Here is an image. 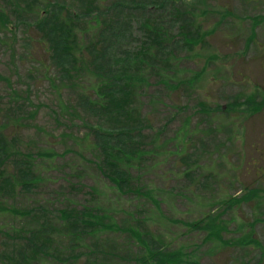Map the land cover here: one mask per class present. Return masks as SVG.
Masks as SVG:
<instances>
[{"label": "rangeland", "instance_id": "obj_1", "mask_svg": "<svg viewBox=\"0 0 264 264\" xmlns=\"http://www.w3.org/2000/svg\"><path fill=\"white\" fill-rule=\"evenodd\" d=\"M39 5L35 11L28 6L20 12L0 0V11L8 19L6 27L0 25V129L6 130L7 139L16 136L21 154L43 150L53 154L47 180L39 189L0 201V264H11L9 258L27 252L25 239L37 229L36 218L43 220L41 211L53 218L59 209L83 207L95 193L119 232L99 243L86 242V250L72 258L59 250L40 264H127L134 260L136 247L127 231L136 218L152 224L157 243L191 252L198 264H257L258 250L229 247L213 252L211 244L201 243L204 233L187 229V224L221 202L213 211L228 225L224 239L236 241L254 223L253 237L264 246V112L245 119L225 111L255 87L264 91V0L208 1L207 6L231 13L208 40L206 53L217 61L191 90L180 86L177 91L160 89L158 94L151 87L143 100L142 116L149 125L143 144L149 149L156 139L168 157L156 164L162 161L160 149L142 167V183L158 196L159 208L136 198L117 199L94 167L96 154L81 151L74 143L101 120L79 110L81 91L70 89V82L46 61L30 26ZM199 67L188 61L181 66L187 77ZM177 134L180 137L174 139ZM170 150L177 152L170 157ZM248 189L254 192L251 202L226 204ZM16 212L19 215L12 214Z\"/></svg>", "mask_w": 264, "mask_h": 264}, {"label": "trees", "instance_id": "obj_2", "mask_svg": "<svg viewBox=\"0 0 264 264\" xmlns=\"http://www.w3.org/2000/svg\"><path fill=\"white\" fill-rule=\"evenodd\" d=\"M208 1L71 0L59 4L51 0H7L9 7L20 12L27 11L28 6H34L35 11L40 2L30 25L37 33L38 46L63 81L70 82L67 86L81 91L79 110L101 120L85 129L84 135L74 139V143L79 150L96 154L94 167L117 193V199L136 198L159 208L158 196L142 183V167L153 161L154 152L160 149L162 161L156 164L161 165L168 157L163 146L156 145V139L151 141L149 149L143 144L144 131L149 129L142 116L143 100L151 87L158 94L160 89L177 91L180 86L191 90L213 61H217L215 55L206 53L210 48L208 40L214 36L216 26L231 17V13L228 9L207 6ZM7 20L0 11L3 28ZM187 61L200 66L189 77L181 68ZM242 98L225 111L242 114L245 119L264 112V91L255 87ZM225 111L219 108L218 112ZM5 131L0 129L1 202L39 189L47 180L46 169L52 165L49 163L53 158L52 153L44 150L36 155L21 154L15 144L16 136L7 139ZM179 137L177 134L174 139ZM173 152L177 151L170 150V157ZM253 197L254 192L248 189L242 197L230 199L226 204L251 202ZM89 199L83 207L59 209L53 218L45 217L41 211L43 220L36 218L37 229L25 239L27 252L18 254L15 260L9 258V262L40 264L44 258L52 259L59 250L72 258L83 252L86 242L99 243L119 232L100 196L95 193ZM221 205L218 203L199 220L187 224V229L203 232L201 243L211 244L213 252L229 247L258 250L257 264H264V246L253 237L254 223L236 241L224 239L228 225L220 213L213 211ZM133 222L127 232L131 242H135V254L134 260L127 264H198L191 252L181 247L170 250V244L165 241L157 243L151 223L139 218ZM63 241L66 246L61 245Z\"/></svg>", "mask_w": 264, "mask_h": 264}]
</instances>
